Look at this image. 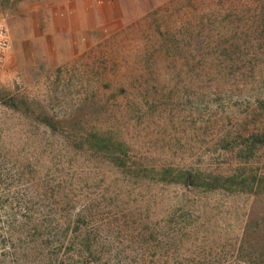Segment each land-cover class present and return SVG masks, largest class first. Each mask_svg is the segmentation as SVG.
<instances>
[{
    "label": "rangeland",
    "instance_id": "rangeland-1",
    "mask_svg": "<svg viewBox=\"0 0 264 264\" xmlns=\"http://www.w3.org/2000/svg\"><path fill=\"white\" fill-rule=\"evenodd\" d=\"M192 1L0 0V264H264V7Z\"/></svg>",
    "mask_w": 264,
    "mask_h": 264
},
{
    "label": "trees",
    "instance_id": "trees-1",
    "mask_svg": "<svg viewBox=\"0 0 264 264\" xmlns=\"http://www.w3.org/2000/svg\"><path fill=\"white\" fill-rule=\"evenodd\" d=\"M189 1L191 3L193 2L192 0H189ZM260 1L261 2L259 4L263 5L264 7V0H260ZM226 2L229 3V5H232L234 0H226ZM242 2H244V0H242ZM247 4H248L247 0L246 2L242 3V5H244L245 7ZM179 17L180 16L178 14L176 20H181ZM189 18H191V15H189ZM182 20L183 21L181 22H183L184 26L191 24L190 20L186 18V12L183 13ZM163 21L166 22L165 20ZM253 29H254V32H257V34L259 35L258 38L256 39L249 38L250 41L247 40V43L244 40H242L240 43L236 41L237 44L235 43L234 45L235 47L233 49H232L233 44L229 43V48L226 50L227 52L230 51V53L228 54L229 56H231V58L229 59L231 63H234L236 65H239V64L242 65V67L239 68L240 72L238 74H241V72L243 73L244 71L248 69L252 73L258 72V74H261V76L264 79V20H262V22L260 23H257V25L253 27ZM164 33H167V32H164ZM243 36L246 37V35H243ZM242 46H247V50L244 49V47ZM258 101H264V95L261 97V100H258ZM261 109L262 111H264V107H261ZM189 177L187 176V178Z\"/></svg>",
    "mask_w": 264,
    "mask_h": 264
},
{
    "label": "built area",
    "instance_id": "built-area-1",
    "mask_svg": "<svg viewBox=\"0 0 264 264\" xmlns=\"http://www.w3.org/2000/svg\"><path fill=\"white\" fill-rule=\"evenodd\" d=\"M10 47V35L8 29L0 22V64L3 63Z\"/></svg>",
    "mask_w": 264,
    "mask_h": 264
}]
</instances>
